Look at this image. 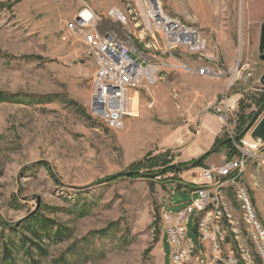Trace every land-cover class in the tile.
Instances as JSON below:
<instances>
[{"label":"rangeland","instance_id":"obj_1","mask_svg":"<svg viewBox=\"0 0 264 264\" xmlns=\"http://www.w3.org/2000/svg\"><path fill=\"white\" fill-rule=\"evenodd\" d=\"M159 2L165 13L207 38L204 54L212 56L208 65L214 74L197 89L208 87L211 97L192 115L183 101L195 84L186 75L200 65L199 57L183 48L148 49L163 63L157 73L159 82L166 79L165 96L155 93L158 80L144 84L133 94L124 127L111 130L90 112L93 59L84 44L62 41L60 34L73 18L70 11L83 3L98 14L111 7L138 12L134 0H0V91L11 96L0 101V264H166L162 208L181 209L191 195L178 181L209 168L185 167L175 158L177 150L209 113L221 125L206 156L215 167L223 150L228 153L226 141L234 147L250 139L248 129L264 113V60L258 51L264 0ZM136 18L141 21L139 14ZM133 21L125 29L143 50L149 40ZM225 95L234 96L235 105L221 122L212 107ZM257 152L264 155V143ZM168 165L179 168L165 171ZM243 181L264 226L261 158L248 160ZM225 197L219 207L232 230L228 245L240 262L260 264L231 187ZM44 223L49 232L40 230ZM194 227L192 215L188 237L196 242Z\"/></svg>","mask_w":264,"mask_h":264},{"label":"built area","instance_id":"obj_2","mask_svg":"<svg viewBox=\"0 0 264 264\" xmlns=\"http://www.w3.org/2000/svg\"><path fill=\"white\" fill-rule=\"evenodd\" d=\"M134 6L138 12L111 7L98 14L83 3L74 14V21H67L60 34L62 41L77 40L84 44L86 53L93 59L90 112L105 128L115 126V130L124 127L125 117L134 107V92L161 78L157 71L163 63L145 50L165 53L183 48L199 57L201 63L193 70L196 74H214L208 65L212 56L204 54L207 38L198 28L165 13L159 0H134ZM131 19L134 28L140 29V37L149 40L143 42V50L136 48L125 29ZM183 67L190 69L186 65ZM233 98L225 95L218 105H213L221 122L225 121L228 109L235 105ZM261 145L263 143L256 144L251 139L235 143L236 154L227 156L217 167L202 168L196 173L192 197L181 209L167 212L162 208L163 236L169 249L166 264H252L250 260L249 263L240 262L235 249L228 245L232 230L228 229L227 215L219 212V204L227 202L225 191L228 187L232 189L246 237L260 264H264L263 222L257 217L243 181L250 158L264 161V155L257 152ZM192 215L196 242L188 237Z\"/></svg>","mask_w":264,"mask_h":264},{"label":"crops","instance_id":"obj_3","mask_svg":"<svg viewBox=\"0 0 264 264\" xmlns=\"http://www.w3.org/2000/svg\"><path fill=\"white\" fill-rule=\"evenodd\" d=\"M74 14L75 12L70 11L69 16H71L72 18ZM93 72H94V68L90 74V77L92 76ZM186 77L192 79L190 80V82H193L195 84V89L194 92L190 94L189 98H186L185 99L186 101L184 100L183 102L189 105L190 112H192V115L195 116L196 113L199 111V109L202 108L205 105L206 101L209 100L211 97L208 87H203L202 90L197 89L198 84H202V85L206 84L207 82L206 77L208 76L198 75L194 71H190L188 72ZM165 80L166 79H162V81L160 82L158 80L159 83L157 82L158 84L155 88V93L158 98L160 97L162 98L165 96V91H166ZM90 96H91V92L89 94V101H90ZM145 112H147V108L143 110V113ZM133 123H134L133 126H136L137 119H134ZM220 132H221V125L219 124V121L216 119V117L210 113L205 114L204 117L202 118V121L199 125L196 135L194 134L192 138L186 143V145H184L181 149L177 150L178 154L175 156V158L178 159V162L184 163L201 157L203 154L209 151L214 140L220 136ZM162 134L166 135V132L162 131ZM226 157L227 154L223 150V155L221 158L222 163ZM202 163L203 166L211 168V167H215L214 164L217 162L214 163L212 160L211 161L209 160V157H206L205 159H203ZM192 173L193 176H191V178H189L188 180L185 178V176H183V180L178 181L179 183L185 186L182 189L184 188L189 189L191 197H192L191 192L195 187L194 181L197 172H192Z\"/></svg>","mask_w":264,"mask_h":264},{"label":"trees","instance_id":"obj_4","mask_svg":"<svg viewBox=\"0 0 264 264\" xmlns=\"http://www.w3.org/2000/svg\"><path fill=\"white\" fill-rule=\"evenodd\" d=\"M11 99V96L10 94H6V93H3L0 91V101H3V100H9ZM225 145L229 146V149H228V153H227V156L230 157L234 154H236L237 150L232 146V144H230V142L226 141L224 143ZM211 152L208 151L206 152L205 154H203L201 157L197 158V159H193L191 160L190 162H184V163H181L182 165H184L185 167L188 166L189 164H192L193 166H198L202 163L203 159H205V157L210 154ZM154 158H158V156H155ZM179 167L178 166H175V165H168L166 166V170L165 171H169V170H172V169H178ZM40 230H43V231H48L51 230V226L50 225H47V224H43L42 225V229ZM32 233L34 234L35 238H39L40 239V232L38 231V229H32ZM46 233V232H45ZM4 249V257L7 258L9 255H10V248H8L7 246L3 247ZM34 264V263H33Z\"/></svg>","mask_w":264,"mask_h":264},{"label":"water","instance_id":"obj_5","mask_svg":"<svg viewBox=\"0 0 264 264\" xmlns=\"http://www.w3.org/2000/svg\"><path fill=\"white\" fill-rule=\"evenodd\" d=\"M258 51L260 53V59L264 60V22H262L260 26ZM260 81L264 85V73L262 74ZM248 132L250 139L256 144L264 143V113L259 120L248 129Z\"/></svg>","mask_w":264,"mask_h":264},{"label":"bare ground","instance_id":"obj_6","mask_svg":"<svg viewBox=\"0 0 264 264\" xmlns=\"http://www.w3.org/2000/svg\"><path fill=\"white\" fill-rule=\"evenodd\" d=\"M70 21H74V16H73V18ZM128 115H130V114H128ZM106 128L111 129V130H115V126H106ZM248 192H249V190H248ZM223 211H224V209H222V207H219V212L224 215Z\"/></svg>","mask_w":264,"mask_h":264}]
</instances>
